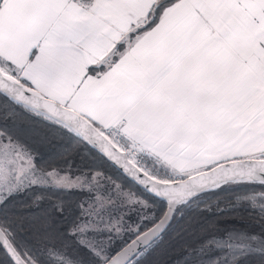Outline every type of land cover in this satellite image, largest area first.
I'll list each match as a JSON object with an SVG mask.
<instances>
[{
    "label": "snow or ice",
    "instance_id": "obj_1",
    "mask_svg": "<svg viewBox=\"0 0 264 264\" xmlns=\"http://www.w3.org/2000/svg\"><path fill=\"white\" fill-rule=\"evenodd\" d=\"M18 109L141 190L38 164L0 125V264H153L194 193L264 185V0H0V121ZM32 185L91 195L75 216L44 192L22 206L50 200L38 214L17 210L8 197ZM246 199L264 219V189Z\"/></svg>",
    "mask_w": 264,
    "mask_h": 264
},
{
    "label": "trees",
    "instance_id": "obj_2",
    "mask_svg": "<svg viewBox=\"0 0 264 264\" xmlns=\"http://www.w3.org/2000/svg\"><path fill=\"white\" fill-rule=\"evenodd\" d=\"M18 111L21 120L16 123L0 121V125L14 139L37 154L38 164L55 166L73 176L86 169L103 168V171L122 180L126 186L141 190L115 168L103 166L96 157L85 154L83 148L73 150L74 136L64 134L57 139L54 133L58 130L52 123L23 110ZM41 136L47 138V142L37 144L36 141ZM66 150L67 156L64 155ZM262 189L264 185L258 183H227L180 204L170 224L154 245L149 259L153 264H212L213 261L217 264H233V258L239 257L238 264H264V219L261 218L259 210L252 207L246 199L249 194ZM41 192L51 197L71 199V216L79 213L76 203L87 200L91 195L76 189L65 193L63 189L32 185L11 194L8 199L17 210L38 214L51 203L50 200L45 199L39 207L22 206L29 204L32 197ZM164 206L165 203L159 200L157 210ZM212 224L216 228L210 227ZM253 236L258 239H251ZM245 245L249 251L247 255H241L242 246Z\"/></svg>",
    "mask_w": 264,
    "mask_h": 264
},
{
    "label": "water",
    "instance_id": "obj_3",
    "mask_svg": "<svg viewBox=\"0 0 264 264\" xmlns=\"http://www.w3.org/2000/svg\"><path fill=\"white\" fill-rule=\"evenodd\" d=\"M113 168H115V167H113ZM116 169V168H115ZM118 172H120L125 178H127L128 180H130L131 182H133L132 180H131V178L130 177H127V176H125L123 173H122V171H120V170H118V169H116ZM238 182H247V183H258V182H254V181H229V182H225V183H222V184H220V185H218V186H213V187H208V188H205V189H203V190H201V191H199V192H196V193H194L191 197H189L186 201H184L183 203H187V202H189L190 200H192L193 198H195L196 196H198V195H200V194H202V193H205V192H207V191H211V190H214V189H216V188H218V187H220V186H222V185H224V184H227V183H238ZM134 184H135V182H133ZM258 184H260V183H258ZM135 185H137V184H135ZM139 188H141V186H139V185H137ZM161 201H163V200H161ZM164 203H166L165 201H163ZM182 204V203H181ZM170 222H171V220L169 221V223L166 225V227H165V229L167 228V226L170 224ZM164 229V230H165ZM163 230V231H164ZM162 231V232H163ZM162 232H161V234H162ZM160 234V235H161Z\"/></svg>",
    "mask_w": 264,
    "mask_h": 264
},
{
    "label": "rangeland",
    "instance_id": "obj_4",
    "mask_svg": "<svg viewBox=\"0 0 264 264\" xmlns=\"http://www.w3.org/2000/svg\"><path fill=\"white\" fill-rule=\"evenodd\" d=\"M143 162L149 164L150 166H151V164H152V161H151L149 158H147V157H144V158H143ZM160 171L163 172L164 170L161 169ZM27 188H28V187H27ZM25 189H26V188H25Z\"/></svg>",
    "mask_w": 264,
    "mask_h": 264
}]
</instances>
